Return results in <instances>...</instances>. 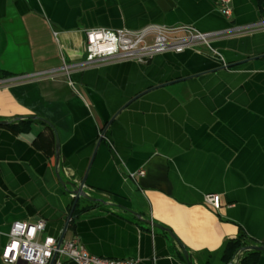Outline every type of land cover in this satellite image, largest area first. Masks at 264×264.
Here are the masks:
<instances>
[{
	"label": "crops",
	"instance_id": "1",
	"mask_svg": "<svg viewBox=\"0 0 264 264\" xmlns=\"http://www.w3.org/2000/svg\"><path fill=\"white\" fill-rule=\"evenodd\" d=\"M230 5L227 15L219 0H0V264H26L1 257L15 220L44 218L39 237L61 236L75 196L58 172L100 198L79 197L64 235L93 253L188 264L179 239L194 264H264V250L224 257L242 233L264 243V28L252 26L264 0ZM152 22L232 30L143 62L75 65L87 28Z\"/></svg>",
	"mask_w": 264,
	"mask_h": 264
},
{
	"label": "built area",
	"instance_id": "2",
	"mask_svg": "<svg viewBox=\"0 0 264 264\" xmlns=\"http://www.w3.org/2000/svg\"><path fill=\"white\" fill-rule=\"evenodd\" d=\"M222 11L230 15L232 7L230 0H219ZM253 27L264 28V20L252 24ZM228 30L203 31L191 23L168 25L165 23H148L141 27L94 26L86 29V57L76 63L84 67L99 61L110 59H136L147 61L156 53L174 49L181 51L186 47L206 43L211 46L213 37L222 35ZM215 53L220 52L212 48ZM71 65L64 64L62 70L69 72ZM53 70L49 74L55 73ZM145 168H140L132 175L144 174ZM206 201L219 206L220 195L207 193ZM46 227L44 218L35 221L15 220L10 228L9 240L4 244L1 257L5 262L17 263L24 260L26 264H49L54 260L60 262L62 257L78 261L80 264H140L136 257H110L91 252L78 235L70 238L46 234L42 239L39 233Z\"/></svg>",
	"mask_w": 264,
	"mask_h": 264
},
{
	"label": "water",
	"instance_id": "3",
	"mask_svg": "<svg viewBox=\"0 0 264 264\" xmlns=\"http://www.w3.org/2000/svg\"><path fill=\"white\" fill-rule=\"evenodd\" d=\"M7 122H8L7 120L0 119V123H7ZM55 132H56V160H57V163H59V161H60V139H59V136H58V133H57L56 130H55ZM58 177H59L60 181L62 183H64L65 185L70 183L72 186H74V188H72L71 190H72V192H73V194L75 196V201H74L70 216H69V218H68V220L66 222L65 228H64L61 236L59 237V242H61V240L63 239V237L65 235L66 229L68 227L69 220H70V218L72 216L73 209H74L79 197L83 196V197L89 198L91 200H99L100 198L95 196V195H93L90 191H88L85 188V178H83L80 183H77L76 181H71V180L66 181V180H64L63 177L61 176L60 172H58ZM126 208L129 209L130 211H132L133 213L139 215L132 208H130V207H126ZM145 220L151 222L153 225H156V226H159V227H161L163 229L168 230L171 233V235L175 236L174 233L168 227H166V226H164V225H162V224H160V223H158L156 221H153L152 219H145ZM177 240L179 241L180 245L183 248V251H184V253L186 255V258L188 260V264H194L193 259L191 257V254L189 253V251L186 248V246L179 239H177ZM246 249L264 250V243H262V244H248V245H244V246H242L240 248V251H243V250H246ZM53 262H54V257L51 260L50 264H53ZM228 264H237V263H236V261L231 260Z\"/></svg>",
	"mask_w": 264,
	"mask_h": 264
},
{
	"label": "trees",
	"instance_id": "4",
	"mask_svg": "<svg viewBox=\"0 0 264 264\" xmlns=\"http://www.w3.org/2000/svg\"><path fill=\"white\" fill-rule=\"evenodd\" d=\"M248 244H252V239L245 233L240 234L238 237L228 241L225 252H224V257L230 260L232 256L236 254V252L242 246L248 245ZM259 251L260 250H257V249L247 250V252L245 253V256H243L242 258L243 262L254 261L256 258V256L254 255L258 253Z\"/></svg>",
	"mask_w": 264,
	"mask_h": 264
}]
</instances>
